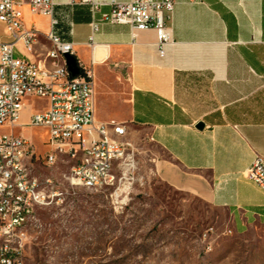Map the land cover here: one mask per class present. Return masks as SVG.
<instances>
[{
	"label": "crops",
	"instance_id": "obj_1",
	"mask_svg": "<svg viewBox=\"0 0 264 264\" xmlns=\"http://www.w3.org/2000/svg\"><path fill=\"white\" fill-rule=\"evenodd\" d=\"M54 1L53 25L22 6L24 26L38 36L17 54L42 61L49 30L70 42L92 71L97 122L142 129L167 155L171 179L222 209L235 233L264 227V192L242 175L264 157V0H174L161 50L154 29L127 24L100 22L90 40V22L110 5L92 15L80 0ZM26 102L14 134L35 142L26 122L38 109Z\"/></svg>",
	"mask_w": 264,
	"mask_h": 264
},
{
	"label": "rangeland",
	"instance_id": "obj_2",
	"mask_svg": "<svg viewBox=\"0 0 264 264\" xmlns=\"http://www.w3.org/2000/svg\"><path fill=\"white\" fill-rule=\"evenodd\" d=\"M25 100L27 110L45 105ZM33 129L34 173L59 183L64 198L36 209L24 229L23 264H264V227L232 231L222 209L171 179L167 155L139 127L126 124L120 140L130 145L113 165V182L92 188L64 180L76 162L69 155L46 165L44 134Z\"/></svg>",
	"mask_w": 264,
	"mask_h": 264
},
{
	"label": "built area",
	"instance_id": "obj_3",
	"mask_svg": "<svg viewBox=\"0 0 264 264\" xmlns=\"http://www.w3.org/2000/svg\"><path fill=\"white\" fill-rule=\"evenodd\" d=\"M90 5L93 15L101 5L109 4L110 10L90 22L93 32L100 22L127 24L134 29H154L162 49L170 39V29L164 20L170 13L174 0H80ZM32 13L51 17L54 0H0V126H14L27 97L46 101L45 107L32 112L26 125L46 129L48 147L42 160L49 164L51 156L81 155V148L91 149V159H83L82 168H70L64 177L69 186L87 188L110 185L107 170H112L116 161L127 156L129 142L120 140L126 133L123 123L114 120L97 122L94 117V83L92 71L80 61V73L70 78L69 71H57V61H51V53L73 54L70 42L63 41L53 31L45 33L50 45L45 49L42 61L18 55L21 49L31 51L38 31L25 27L22 6ZM21 47V48H20ZM74 55V54H73ZM33 159L36 156L33 143L14 133H0V264H23L22 246L24 229L33 225L36 218L27 217V209L42 208L57 202L62 196L58 185L47 181L41 191L29 190L34 173ZM85 161H95L97 171H88ZM242 175L257 184L264 192V157L255 155ZM8 188H17L21 202H13ZM64 196H62V199Z\"/></svg>",
	"mask_w": 264,
	"mask_h": 264
},
{
	"label": "bare ground",
	"instance_id": "obj_4",
	"mask_svg": "<svg viewBox=\"0 0 264 264\" xmlns=\"http://www.w3.org/2000/svg\"><path fill=\"white\" fill-rule=\"evenodd\" d=\"M51 61H57V71H64L65 69V60L63 55L59 53H51ZM70 157L76 159L75 164L72 166L74 169H81L83 159H91V149L90 148H81V155H69ZM56 156H51V160L48 165L54 163ZM121 162V161H120ZM85 168L88 171H97V164L95 161H85ZM112 170H107V178L113 179ZM1 178V170H0ZM50 179L48 177L39 180L38 178L32 179V182L29 183V190L41 191L46 187L47 181ZM8 195L13 196V202H21V193H18L17 188H8ZM37 208L27 209V217L34 218V214ZM2 260V253H0V262Z\"/></svg>",
	"mask_w": 264,
	"mask_h": 264
},
{
	"label": "water",
	"instance_id": "obj_5",
	"mask_svg": "<svg viewBox=\"0 0 264 264\" xmlns=\"http://www.w3.org/2000/svg\"><path fill=\"white\" fill-rule=\"evenodd\" d=\"M64 60L67 70L69 71V77H75L80 73V69L77 65V59L73 54L64 53ZM202 123H198L197 127H201Z\"/></svg>",
	"mask_w": 264,
	"mask_h": 264
}]
</instances>
